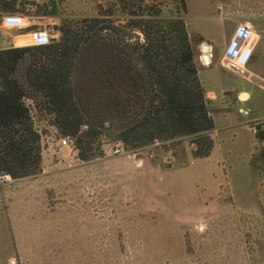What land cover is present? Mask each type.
<instances>
[{
    "label": "rangeland",
    "instance_id": "obj_1",
    "mask_svg": "<svg viewBox=\"0 0 264 264\" xmlns=\"http://www.w3.org/2000/svg\"><path fill=\"white\" fill-rule=\"evenodd\" d=\"M179 1L22 0L14 10L30 13L53 41L65 31L138 48L145 43L142 21L175 16ZM187 7L191 29L217 46L212 63L225 56L233 27L226 19L240 13L264 28V0H187ZM257 34L255 59L243 73L257 72L256 93L264 91V33L262 44ZM201 78L212 89L224 80L218 67ZM215 116L218 141L209 158H196L187 140L161 141L153 159L147 152L115 156L110 129L87 160L77 147L59 148L55 129L44 115L40 124L36 118L45 135L42 173L0 177V264H264V136L255 147L235 119ZM256 123L264 126V119ZM171 149L173 166L166 163Z\"/></svg>",
    "mask_w": 264,
    "mask_h": 264
},
{
    "label": "trees",
    "instance_id": "obj_2",
    "mask_svg": "<svg viewBox=\"0 0 264 264\" xmlns=\"http://www.w3.org/2000/svg\"><path fill=\"white\" fill-rule=\"evenodd\" d=\"M18 4L0 0L1 16ZM187 15V0H180L175 16L142 21L145 43L138 48L61 31L48 45L0 49V176L42 173L45 135L34 123L42 115L49 128L74 140L83 160L110 129L133 152L156 139L187 140L196 158H209L215 122L197 59L205 41L194 36L195 45Z\"/></svg>",
    "mask_w": 264,
    "mask_h": 264
},
{
    "label": "crops",
    "instance_id": "obj_3",
    "mask_svg": "<svg viewBox=\"0 0 264 264\" xmlns=\"http://www.w3.org/2000/svg\"><path fill=\"white\" fill-rule=\"evenodd\" d=\"M19 2H22V0H18ZM38 1V0H37ZM18 6V5H16ZM32 7V6H31ZM32 9H34V7H32ZM24 15L21 12H17L15 10L10 11V12H6L4 14V16L6 15ZM3 16V17H4ZM3 17L0 14V49H8L12 46L14 47H22L25 46L26 44L23 45H18L17 44V40L19 38L21 39H26L28 40L29 36L38 29V27H36L35 22H33L32 20V16L31 17H27L26 21H27V25H25L22 28H12L9 27L8 25L3 23ZM226 20H230V24H232V29L230 30V34L228 35V40H227V44H226V48L228 47L231 39L233 38L234 34L236 33L237 28L243 24V23H249L253 26L256 34L259 32L260 36H261V44H262V39H263V33H264V28H257L256 24H254V22L252 20L248 21V20H244L242 16H240V13L234 14L233 16H231L230 19H226ZM188 24V22H187ZM189 27V32L191 33V35L194 36H201L204 41L208 42V44H204L208 46V50L204 51L203 50V46H201L203 52H211L215 49H217V46L215 45L214 42H212L211 40L207 39L205 36H203V34L201 32L198 31V29L195 27V29H191L190 25H188ZM191 29V30H190ZM258 35V34H257ZM53 37V36H52ZM199 46V50L200 49ZM257 47H258V39H257V43H256V47H255V54L257 52ZM225 48V50H226ZM225 50H224V55H225ZM255 54L252 57V59L249 61V63L246 65V67L243 69L244 73L245 71L248 72V68L250 63L255 59ZM219 68L221 71L222 76L224 77V80H222L218 87L216 89H212V88H208L205 84V82L203 81V79L201 78V74H202V70L204 69H209V68ZM200 72H199V78L200 81L202 83L203 88L205 89L206 92V99L208 101V105H209V109L211 112V116L215 122V130L213 131V133L211 134V137L214 140V143H216L217 140V124H216V119H215V115H219L220 113H222L225 116L226 120H232L235 119V126L237 128H241L242 130L247 131L248 133H250L252 135V143L251 145L253 146H257L255 144H257V140H260L259 137H257V133L255 131V127L258 123H256V121H258L259 119H264V91H259L258 93L255 92L256 89L252 88V77L251 76H257V72H249V75L246 77H243V74H238V73H234L230 70H228L226 68V60H225V56L219 60H216L212 63L206 66L203 64H200ZM235 75L241 76L244 79H234ZM231 76V77H230ZM230 78H233L230 80ZM235 80V81H234ZM251 87V88H250ZM252 89V90H250ZM239 91L238 94L235 97H227V92H236ZM243 92H247L249 94V97H247V99L245 100H240L239 96L241 93ZM256 119V120H254ZM255 123V124H253ZM264 130V129H263ZM215 146V144H214ZM220 192L217 194L219 195ZM215 195V196H217ZM214 197V196H212Z\"/></svg>",
    "mask_w": 264,
    "mask_h": 264
},
{
    "label": "built area",
    "instance_id": "obj_4",
    "mask_svg": "<svg viewBox=\"0 0 264 264\" xmlns=\"http://www.w3.org/2000/svg\"><path fill=\"white\" fill-rule=\"evenodd\" d=\"M26 18L24 15H6L3 17V23L12 28H22L25 26ZM258 35L256 34L253 26L249 23L241 24L231 39L228 47L225 50V60H226V68L234 73L243 74V69L252 59L255 54V47L257 43ZM28 43L26 45L30 46H43L48 45L53 41L52 35L46 30H35L28 38ZM206 58H209V62L206 61ZM201 63L203 65L208 66L212 61V51L211 52H203L200 56ZM27 103L30 105V112L32 115L36 114L35 105L31 100H27ZM35 127L40 128L37 121H34ZM59 135L58 139V147L59 148H69L74 149L75 142L71 137H64ZM165 145V143L156 139L150 146L139 149L136 152L130 153L127 150L125 144L121 141H118L115 144L113 149V154L117 155H131L136 159L139 155L143 153H148V158L153 159L155 157V151L158 148H161ZM176 160L175 152L171 149L169 150L166 156V163L173 166ZM4 178H10L9 176H0ZM11 179V178H10ZM12 180V179H11Z\"/></svg>",
    "mask_w": 264,
    "mask_h": 264
},
{
    "label": "water",
    "instance_id": "obj_5",
    "mask_svg": "<svg viewBox=\"0 0 264 264\" xmlns=\"http://www.w3.org/2000/svg\"><path fill=\"white\" fill-rule=\"evenodd\" d=\"M203 50L204 51H207L208 50V46L207 45H204L203 46ZM243 96L247 97L248 96V93L247 92L241 93L240 96H239V99L240 100H245L246 98H244ZM107 125H109V123H107ZM263 129H264V126H262L261 124H257L256 127H255V131L259 135V139L260 140L262 139L261 137L264 136V130Z\"/></svg>",
    "mask_w": 264,
    "mask_h": 264
},
{
    "label": "bare ground",
    "instance_id": "obj_6",
    "mask_svg": "<svg viewBox=\"0 0 264 264\" xmlns=\"http://www.w3.org/2000/svg\"><path fill=\"white\" fill-rule=\"evenodd\" d=\"M206 61L209 62V58H206ZM243 97L247 99V97H249V94L247 97H245V96H243Z\"/></svg>",
    "mask_w": 264,
    "mask_h": 264
}]
</instances>
